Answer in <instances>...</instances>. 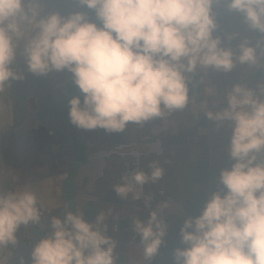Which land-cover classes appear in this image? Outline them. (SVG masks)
<instances>
[{"label":"clouds","instance_id":"1","mask_svg":"<svg viewBox=\"0 0 264 264\" xmlns=\"http://www.w3.org/2000/svg\"><path fill=\"white\" fill-rule=\"evenodd\" d=\"M78 3L93 10L96 20L79 10L66 16L48 11L47 0H0V93L24 78L13 67L18 45L28 72L71 73L80 94L69 98L68 118L86 130L121 132L129 122L143 126L163 120L189 109L190 83L203 87L209 99L193 114L202 110L216 129L230 127L231 164L219 170L198 215L183 210V247L173 249L174 264H264V0ZM214 4L242 14L247 31L259 35L214 34ZM246 68L256 77L254 87ZM208 69L224 74L238 69L239 76L217 88L205 83ZM163 175L153 160L147 172L138 170L113 187L126 198L136 186ZM41 207L27 185L0 190V250L17 244L22 226L40 223ZM107 219L98 212L88 221L82 209L71 207L50 216L36 233L30 264H116V241L105 234ZM133 230L148 264L159 253L167 225L151 211L146 220L135 219ZM19 264H25L23 256Z\"/></svg>","mask_w":264,"mask_h":264},{"label":"rangeland","instance_id":"2","mask_svg":"<svg viewBox=\"0 0 264 264\" xmlns=\"http://www.w3.org/2000/svg\"><path fill=\"white\" fill-rule=\"evenodd\" d=\"M46 10L65 16L79 10L96 20L95 13L78 0H47ZM213 12L218 24L214 34L223 37L225 32L236 30L253 39L259 35L248 32L242 14L229 11L225 5L214 4ZM237 42L230 43L234 47ZM16 60L19 64L24 62L23 57ZM21 72L24 78L14 80V89L20 95L14 108L10 85L0 98V190H7V185L29 186L42 205L41 221L22 226L17 233L16 250H0V259L6 264H19V257L23 256L25 264H30L29 253L39 238L36 233L43 232L50 216L71 207L82 209L88 221H93L98 212L107 214L105 234L116 241V264H144L139 236L133 226L119 229V218L132 215L146 220L151 211H156L167 231L158 255L148 264H174L173 249L183 247V210L186 215H198L216 186L219 170L231 164L227 145H212L213 148L209 144L206 153V134L220 137L230 135L231 129H216L202 110L193 114L201 101L209 99L203 87L195 90L190 83L189 95L194 100L184 112L143 126L129 122L123 131L110 132L103 128L86 130L70 122L68 100L80 94L70 72L51 71L41 76L28 72L24 66ZM245 72L251 78L249 86L254 87L256 77L252 70L246 68ZM238 76V69L228 74L208 69L205 83L223 88L229 79ZM191 142L195 145L192 149ZM153 160L164 169L158 182L136 186L126 198L115 191L113 186L123 177L131 180L136 171L147 172ZM136 193L138 199L134 198ZM50 195L55 198L53 201Z\"/></svg>","mask_w":264,"mask_h":264},{"label":"trees","instance_id":"3","mask_svg":"<svg viewBox=\"0 0 264 264\" xmlns=\"http://www.w3.org/2000/svg\"><path fill=\"white\" fill-rule=\"evenodd\" d=\"M90 12L93 13L94 11L90 10ZM18 48H20V45H18ZM17 57H22V56L17 54ZM22 66H24L27 69V66H26L25 62H23L22 64H19L17 62V60L14 61L13 67L15 68V70L21 71L22 70ZM14 86H15V83H14V80H13L10 83V89H11L10 90V96H11V100H12V103H13V108H14L15 104L18 103L19 97H20L19 93L15 91ZM196 89H198V87H195V90ZM12 90H13V93H12ZM228 137H229L228 134H226L224 136L222 135L220 137H218L217 135H213V136L208 137V134H206V138L204 139V142L206 143V153L208 151L207 146H209V144L211 145V147L218 146V145H221V146L227 145ZM74 143L76 144V142H74ZM200 143H202V142H199V144ZM190 144L192 145V146H190V149H192V147L193 148L195 147L194 143L191 142ZM198 147H199V149L203 148V146H200V145H198ZM69 174L70 173H68V176H69ZM68 176L66 178H68ZM120 182H122V181H119L118 183H120ZM7 187H8V189L12 188L11 186H8V185H7ZM135 219H137V218L135 216H132V215L119 218V220H118L119 229H124V228L130 227V226H133V223H134ZM9 248H12L14 251L16 250L13 246H9Z\"/></svg>","mask_w":264,"mask_h":264},{"label":"crops","instance_id":"4","mask_svg":"<svg viewBox=\"0 0 264 264\" xmlns=\"http://www.w3.org/2000/svg\"><path fill=\"white\" fill-rule=\"evenodd\" d=\"M4 97V92L0 93V98ZM55 198H53V196L50 195V201H53Z\"/></svg>","mask_w":264,"mask_h":264}]
</instances>
